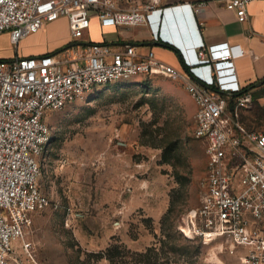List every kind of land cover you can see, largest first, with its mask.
<instances>
[{
  "label": "rangeland",
  "instance_id": "rangeland-1",
  "mask_svg": "<svg viewBox=\"0 0 264 264\" xmlns=\"http://www.w3.org/2000/svg\"><path fill=\"white\" fill-rule=\"evenodd\" d=\"M37 34L27 44L64 47L70 29L59 19ZM0 48L9 53L16 46L3 37ZM253 94L252 105L234 108V115L248 129L264 131V84ZM195 112L185 83L165 72L96 86L52 111L54 137L40 177L49 204L34 215L30 249L16 245L18 260L244 264L231 242L204 241L190 231L208 166L206 142L193 134Z\"/></svg>",
  "mask_w": 264,
  "mask_h": 264
},
{
  "label": "built area",
  "instance_id": "built-area-1",
  "mask_svg": "<svg viewBox=\"0 0 264 264\" xmlns=\"http://www.w3.org/2000/svg\"><path fill=\"white\" fill-rule=\"evenodd\" d=\"M229 1L247 19L254 0ZM134 2L0 0V35L8 31L16 47L61 18L70 29L69 43L55 51L9 58L0 53V264H22L15 247L22 242L30 249L26 236L34 215L49 204L40 186L41 158L54 137L49 114L96 86L153 72L185 83L197 105L193 134L206 142L208 166L200 204L190 216L191 234L204 241L223 238L241 249L244 264H264V131L245 127L230 108L231 102L234 108L250 107L255 88L239 83L228 42L208 44L200 34L192 42L202 45L198 54L211 71L202 64L181 70L158 59L153 49L143 53L134 44L89 39L94 17L103 26L151 25L172 12ZM174 7L186 10L192 21L193 11L198 14L205 3Z\"/></svg>",
  "mask_w": 264,
  "mask_h": 264
},
{
  "label": "crops",
  "instance_id": "crops-1",
  "mask_svg": "<svg viewBox=\"0 0 264 264\" xmlns=\"http://www.w3.org/2000/svg\"><path fill=\"white\" fill-rule=\"evenodd\" d=\"M189 2L194 4L205 3L204 10L196 14V22L195 20H192V22L189 19L186 10L174 7L178 4ZM229 2V0H135L134 5L140 8L148 5L170 7L169 10L175 9L185 15L190 24L188 30L179 31L177 29L172 31L166 29L165 31L173 38L182 41L181 43L188 48L193 46V41L200 38L199 34L202 35L208 44L228 42L237 79L246 89L250 88L253 82L264 77V0H254L249 3L248 17L245 20H241L237 16L236 11L230 6ZM61 19H65L68 23L66 18ZM92 26L94 29L93 35L88 31V37L92 41H107L115 45L130 43L139 47V50L143 53L153 49L157 58L161 61L181 70H187L180 52L171 44L156 40V33L153 32L151 25L103 26L98 18L94 17ZM34 35L38 34L34 33L30 36ZM69 35L62 43L64 46L70 41ZM30 36L24 38L18 47L9 53L3 52L2 48H0L1 56L9 58L14 55H39L62 48V45L48 49L41 44H27ZM3 37H6L11 43L8 31L1 33L0 39ZM203 73L205 74V71ZM190 99L192 108L196 111L197 105L191 96Z\"/></svg>",
  "mask_w": 264,
  "mask_h": 264
},
{
  "label": "clouds",
  "instance_id": "clouds-1",
  "mask_svg": "<svg viewBox=\"0 0 264 264\" xmlns=\"http://www.w3.org/2000/svg\"><path fill=\"white\" fill-rule=\"evenodd\" d=\"M193 18L196 22V13L193 11ZM164 20H165V12H163L160 16V19L158 20L157 23L151 24V27L153 29V32L156 33V35L160 38L161 41L171 44L172 46L176 47L180 54L182 55L185 63L190 66V65H209L208 61L205 59H201L199 54H198V47H201L202 45L199 46H192L191 48L186 47L183 43L180 41H177L175 38L170 36L165 30V25H164ZM201 35V34H200ZM211 68V66H210ZM212 71V68H211ZM195 73V72H194ZM196 74V73H195ZM212 72H211V77L212 79Z\"/></svg>",
  "mask_w": 264,
  "mask_h": 264
},
{
  "label": "water",
  "instance_id": "water-1",
  "mask_svg": "<svg viewBox=\"0 0 264 264\" xmlns=\"http://www.w3.org/2000/svg\"><path fill=\"white\" fill-rule=\"evenodd\" d=\"M164 25L165 29L168 30H188L189 29V23L185 15H182L175 9L172 10V12L167 13L165 15V20H164ZM129 45H131L129 43Z\"/></svg>",
  "mask_w": 264,
  "mask_h": 264
},
{
  "label": "trees",
  "instance_id": "trees-1",
  "mask_svg": "<svg viewBox=\"0 0 264 264\" xmlns=\"http://www.w3.org/2000/svg\"><path fill=\"white\" fill-rule=\"evenodd\" d=\"M174 47V46H173ZM175 49H177L176 47H174ZM178 50V49H177ZM179 51V50H178ZM181 57H182V55H181ZM182 59H183V57H182ZM183 61H184V59H183ZM185 62V61H184ZM185 65L187 66V64L185 63ZM188 67V66H187ZM264 84V77L263 78H261V79H259V80H257V81H255V82H253L251 85H250V88H256V87H258V85H263ZM246 89H248V88H246ZM253 93H254V91H253ZM230 107H231V109L232 110H234V104L231 102V104H230Z\"/></svg>",
  "mask_w": 264,
  "mask_h": 264
}]
</instances>
